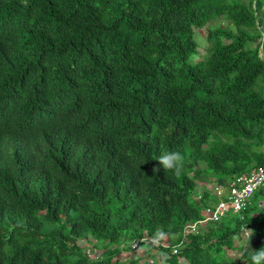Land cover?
<instances>
[{"label": "trees", "instance_id": "16d2710c", "mask_svg": "<svg viewBox=\"0 0 264 264\" xmlns=\"http://www.w3.org/2000/svg\"><path fill=\"white\" fill-rule=\"evenodd\" d=\"M261 33L264 0H0V264H118L137 241L149 264H241L237 238L250 264L264 188L184 232L217 202L200 182L264 170ZM171 151L181 172L154 173Z\"/></svg>", "mask_w": 264, "mask_h": 264}, {"label": "built area", "instance_id": "2783aa9c", "mask_svg": "<svg viewBox=\"0 0 264 264\" xmlns=\"http://www.w3.org/2000/svg\"><path fill=\"white\" fill-rule=\"evenodd\" d=\"M261 38L263 40V33H261ZM261 55L260 52L259 56ZM261 188H264V170L261 168L251 169L249 172L235 176L228 184L227 190L218 185H212L209 189L204 188L217 198V202L212 206L204 208L201 212L203 219L198 221L197 224L186 226L184 234L195 233L197 225L216 222L229 211L237 213L249 201L253 192ZM143 243L144 241L132 242L129 245V250L139 252L142 248L140 245ZM161 245L165 244L161 243ZM176 250V246L171 247L172 254L176 253Z\"/></svg>", "mask_w": 264, "mask_h": 264}, {"label": "rangeland", "instance_id": "374dc122", "mask_svg": "<svg viewBox=\"0 0 264 264\" xmlns=\"http://www.w3.org/2000/svg\"><path fill=\"white\" fill-rule=\"evenodd\" d=\"M221 24L223 25L224 24V21L222 22H218L217 24ZM206 30H207V26L205 28H202L201 30H198L195 32V41L197 43V52H198V56H196L193 61H199V59H201L204 55V52H205V48L207 47V42L205 41V35H206ZM203 186L204 188L206 189H209L211 188L212 184H205V183H199L198 184V187H201ZM202 187V188H203ZM204 224H201L200 226H202ZM262 240V238H261ZM91 242L92 239H90ZM244 238L240 239V238H237L236 241H235V244L236 245H239L240 246V249H235V250H231V251H226V255L229 257V258H233L234 260H240L239 263L241 264H245L246 261H244L242 258H243V253H247L251 247H252V244L251 242H246ZM79 245H83L84 247H86V251L88 253V255L91 257V258H94L96 255H99L100 251L99 250H94L91 246V243H84L82 241L79 242ZM120 245V246H118ZM116 246H118L119 248L121 247V243L118 244ZM126 245V244H125ZM128 248V246H127ZM158 253V250L157 249H152L150 251V260L152 262H154V260L156 259L154 255H156ZM160 254L164 256H167L168 257V254H166L165 252H161ZM158 254L159 257L162 258V256ZM140 255V253L138 251H130L129 249H126L125 251H121L119 255H117L116 257L113 258L114 261L118 262V264H124L125 262H123L124 260L126 261L127 260H132V259H135L134 257ZM139 263L138 264H149V262L146 260H142L143 258H139ZM142 260V261H141ZM141 261V262H140Z\"/></svg>", "mask_w": 264, "mask_h": 264}, {"label": "clouds", "instance_id": "9594fccd", "mask_svg": "<svg viewBox=\"0 0 264 264\" xmlns=\"http://www.w3.org/2000/svg\"><path fill=\"white\" fill-rule=\"evenodd\" d=\"M183 159L181 153L176 151L163 153L157 158V166L153 167L152 171L156 173L161 171V169L173 170L178 175L183 167ZM246 236L251 239V229L247 230ZM250 264H264V247H261L259 250H253L250 256Z\"/></svg>", "mask_w": 264, "mask_h": 264}, {"label": "crops", "instance_id": "0c3cea01", "mask_svg": "<svg viewBox=\"0 0 264 264\" xmlns=\"http://www.w3.org/2000/svg\"><path fill=\"white\" fill-rule=\"evenodd\" d=\"M139 253H140V255H138V256H136V257H134L135 259H138V258H143L142 260H145L146 261V259H145V255H147V250L146 249H143V248H141V250L139 251ZM161 252H158L156 255H158V254H160ZM162 257H163V255L162 254H160ZM167 256H164V258H166ZM141 260V261H142ZM162 261L164 260V259H161Z\"/></svg>", "mask_w": 264, "mask_h": 264}]
</instances>
